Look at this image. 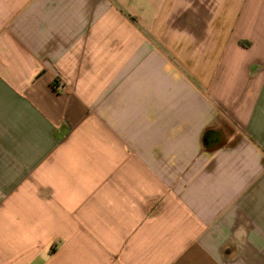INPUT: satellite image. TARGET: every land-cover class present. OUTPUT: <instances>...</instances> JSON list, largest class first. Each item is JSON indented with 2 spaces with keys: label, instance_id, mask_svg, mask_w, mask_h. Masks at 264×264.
Instances as JSON below:
<instances>
[{
  "label": "crops",
  "instance_id": "0c3cea01",
  "mask_svg": "<svg viewBox=\"0 0 264 264\" xmlns=\"http://www.w3.org/2000/svg\"><path fill=\"white\" fill-rule=\"evenodd\" d=\"M0 264H264V0H0Z\"/></svg>",
  "mask_w": 264,
  "mask_h": 264
}]
</instances>
